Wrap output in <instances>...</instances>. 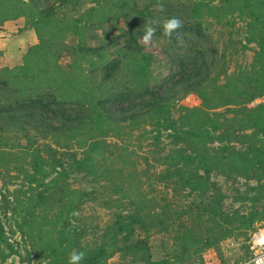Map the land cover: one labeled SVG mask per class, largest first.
Wrapping results in <instances>:
<instances>
[{
    "label": "trees",
    "instance_id": "1",
    "mask_svg": "<svg viewBox=\"0 0 264 264\" xmlns=\"http://www.w3.org/2000/svg\"><path fill=\"white\" fill-rule=\"evenodd\" d=\"M91 2L0 0V27L23 17L37 36L21 64L0 67V156L1 147L17 146L26 161L15 175L23 179L13 189L8 168L6 174L0 171L5 181L0 189V264L12 256L28 264H69L73 249L85 252L81 264H106L118 252L143 264H186L205 255L211 238L199 239L203 235L192 230L178 237L180 250L174 255L155 260L148 241L135 230L169 224L155 208L143 215L145 197L126 189L114 197L109 188L124 191L117 183L89 191L69 187L71 176L97 178L102 173L105 136L124 139L123 134L141 127L151 147L159 146L164 135L171 139L173 148L162 155L164 177L176 179L181 184L177 190L187 187L210 199L212 206L198 218L208 212L216 229L218 215H225L236 230L255 232L264 220V100L249 104L264 99V0ZM173 16L182 26L168 37L162 28ZM226 18L246 25L235 29L247 41L241 48L253 43L256 48L250 65L219 83L222 72L213 73L216 64L228 72L225 59L234 54L230 45L220 51L211 30ZM235 24L226 21L228 28ZM146 25L157 29L152 41L165 55L167 73L158 71L156 55L141 42ZM233 38L231 33L227 40L233 43ZM190 93L200 97L201 106L176 108L175 101ZM9 135H15L13 142ZM240 135L246 143L241 149ZM49 138L57 149L47 140L35 146ZM217 175L257 181L250 188L256 194L242 197L251 201L248 214L220 211L223 193L213 180ZM93 202L113 211L112 221L97 232V245L86 240L89 228L76 216ZM16 235L20 242L12 240Z\"/></svg>",
    "mask_w": 264,
    "mask_h": 264
},
{
    "label": "rangeland",
    "instance_id": "2",
    "mask_svg": "<svg viewBox=\"0 0 264 264\" xmlns=\"http://www.w3.org/2000/svg\"><path fill=\"white\" fill-rule=\"evenodd\" d=\"M86 5L90 6L93 0H85ZM235 20V28H228L226 21ZM213 23V22H212ZM218 24H212L211 33L215 41V45L219 47L220 51L227 45H230V53L234 55L225 59V63L228 65V72L224 73L221 66L217 63L214 68V74L222 72L220 74L219 83L226 80V75L236 70L238 67L250 65L253 61L255 53V43L249 45V49L243 50L241 47L247 44L243 34L239 33L235 29H244L246 25L243 21L238 19L226 18L224 23L217 22ZM238 27V28H237ZM234 35V38L230 41L227 40L230 34ZM37 42V36L33 28L28 26L25 18H19L6 22L0 27V67H12L13 65H19L22 63L23 54L28 50L30 45ZM141 42L145 45L146 50L154 53L158 59L156 67L158 71L167 73L165 64L166 58L162 53L161 48L154 41L145 43L143 39ZM219 59V57H218ZM66 60V59H65ZM160 65L163 66L160 69ZM264 99H258L255 102L249 104V106H255L261 103ZM176 108L180 106H186L189 108L201 106V99L198 95L190 93L181 99L175 101ZM225 109V108H224ZM223 110V109H220ZM176 112V117H179V111ZM232 118L233 115L230 114ZM235 128V126H234ZM144 129L132 130V133L123 134L125 137L122 139L115 134H109L104 137L105 140V153L102 161V167L99 177L94 178L90 176L74 175L69 178V187L76 189H85L87 191L99 188L100 185L109 184L114 186V183L123 186L124 191L108 189L107 192L113 193V196H119L125 194V189L128 193L145 197L147 208L143 211V215L148 213L153 208L156 209L157 216L160 219H165L163 222L169 224L161 225L156 228L146 231L142 228L135 230V235L142 237L148 241L151 246L153 257L155 260H161L164 257H170L174 255L176 250H180L178 247V237L185 231L195 230L199 233V239L211 238L212 245L208 246L205 251V255L193 256L186 264H245L253 255L252 237L256 234L251 231H240L234 228V224L228 220H224L225 215H218L219 227L214 229L212 221L208 220L209 215L197 217L205 207L210 205L211 201L207 197H202L198 193L191 194L190 189L181 187L177 190V187L181 184H177L176 179H168L166 175V166L163 161V154L173 148L171 139L164 135L159 146L153 144L151 147V141L144 140ZM58 139L61 143H66V138ZM15 135H9L11 142L14 141ZM240 141L237 146L246 147V143L242 141L243 136L240 135ZM44 140H47L49 144H52L55 149L58 148L57 143L52 139H41L35 143V146L43 145ZM23 145H27L26 138H22ZM39 146V147H40ZM25 151V149H22ZM0 156V171L2 174H6V167L8 168V174L11 175V181L15 184H11L10 188L16 187L23 179V175H17L18 170L22 167L26 161L24 160L22 151L19 147H7L4 151V147H1ZM59 155L60 152L58 151ZM50 155V154H47ZM264 169V168H262ZM264 173V170L260 171V174ZM165 174V175H164ZM237 177H227L225 175L214 176L213 180L218 183L222 193L223 199L221 204H217L221 212L226 211L228 214L236 213L237 211H243L244 214H248L251 206L250 200H245L246 194L249 197H253L256 191L251 190V187L257 186L255 179H246L239 176L236 181L233 179ZM5 181L0 176V189L5 186ZM112 187V186H111ZM105 190V189H103ZM112 190V191H111ZM116 191V192H114ZM211 194V193H210ZM264 203V202H263ZM222 206V207H220ZM200 207V211L197 208ZM203 207V208H202ZM206 212V210H205ZM77 221L87 224L89 230L86 236V240L92 244L97 245L99 239L97 232L104 228L107 223L113 219L112 209L101 207L98 203H87L81 211L76 214ZM76 221V222H77ZM257 228L264 229V220L256 225ZM231 229V233L222 238L227 230ZM96 232V233H95ZM210 235H213L210 237ZM197 236V235H196ZM198 239V238H197ZM12 240L20 242L18 235L14 236ZM199 240V241H202ZM20 246V245H19ZM18 246V247H19ZM176 246V247H175ZM22 250V247H19ZM25 258V256H23ZM133 259L128 255L117 253L106 264H143L132 262ZM239 261V262H238ZM2 264H28L27 259H22L19 256H12Z\"/></svg>",
    "mask_w": 264,
    "mask_h": 264
},
{
    "label": "clouds",
    "instance_id": "3",
    "mask_svg": "<svg viewBox=\"0 0 264 264\" xmlns=\"http://www.w3.org/2000/svg\"><path fill=\"white\" fill-rule=\"evenodd\" d=\"M182 26V21L179 17L173 16L168 18L164 24L162 31L165 36L171 37L177 30H179ZM157 29L153 26L146 25L145 31L143 32L141 38L145 43H148L153 40L154 34ZM85 256V252L81 250L73 249V251L69 255V264H81Z\"/></svg>",
    "mask_w": 264,
    "mask_h": 264
},
{
    "label": "built area",
    "instance_id": "4",
    "mask_svg": "<svg viewBox=\"0 0 264 264\" xmlns=\"http://www.w3.org/2000/svg\"><path fill=\"white\" fill-rule=\"evenodd\" d=\"M252 241L253 255L245 264H264V229L258 228Z\"/></svg>",
    "mask_w": 264,
    "mask_h": 264
},
{
    "label": "crops",
    "instance_id": "5",
    "mask_svg": "<svg viewBox=\"0 0 264 264\" xmlns=\"http://www.w3.org/2000/svg\"><path fill=\"white\" fill-rule=\"evenodd\" d=\"M17 65V64H16ZM14 66V65H13Z\"/></svg>",
    "mask_w": 264,
    "mask_h": 264
}]
</instances>
